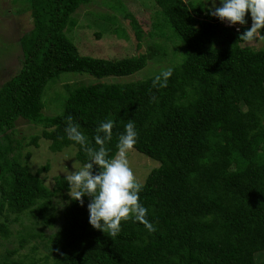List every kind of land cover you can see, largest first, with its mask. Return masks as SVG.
<instances>
[{
    "label": "trees",
    "instance_id": "obj_1",
    "mask_svg": "<svg viewBox=\"0 0 264 264\" xmlns=\"http://www.w3.org/2000/svg\"><path fill=\"white\" fill-rule=\"evenodd\" d=\"M22 1L32 30L19 39V70L0 86V236H10L7 215L15 216L12 222L26 214L36 224H53L47 217L49 202L69 192L65 177H54L49 189L42 178L49 166L32 173L14 153L19 143L14 146L10 132L18 119L41 127L32 145L46 140L53 153L73 146L82 165L88 157L67 139L68 116L95 148L96 129L114 122L112 140L106 143L109 158L125 124L133 120L138 132L134 150L160 163L139 194L156 231L128 221L112 238L90 225L89 197L81 206L65 196L68 202L57 232L48 239V253L29 264H264V49L238 40L251 25L237 32L210 15L201 1L153 0L184 48L167 87L154 88L155 76L66 87L62 112L44 116L43 91L60 74L129 76L158 52L119 60L82 56L64 31L73 27L72 15L86 0ZM126 17L140 39L136 19ZM160 23L153 25L157 35ZM98 171L94 165V174ZM21 228L23 245L38 236L32 228ZM11 254L0 264H26L10 260Z\"/></svg>",
    "mask_w": 264,
    "mask_h": 264
},
{
    "label": "rangeland",
    "instance_id": "obj_2",
    "mask_svg": "<svg viewBox=\"0 0 264 264\" xmlns=\"http://www.w3.org/2000/svg\"><path fill=\"white\" fill-rule=\"evenodd\" d=\"M193 1L203 2L209 11L212 9L213 3L216 7L221 6L220 0H183L187 5ZM157 11L153 0H86L84 3L82 2L72 15L73 27L64 31L80 55L97 59L119 60L148 53L152 51L151 49L158 53L147 60L144 68L129 76H109L97 79L83 73L60 74L58 78L49 81L43 91L42 114L54 116L62 112L63 103L68 96L66 87L73 89L81 85L95 83L139 82L156 76L162 69L173 68L180 63L184 54L183 45L167 28L164 24L166 22ZM157 13L159 18L156 16ZM127 14L136 19L141 30L140 39L135 36L130 19L126 17ZM157 20L161 21V25L157 29L161 36L156 34L153 26ZM246 20L247 24L244 26H250L252 23L250 13L247 14ZM223 24L229 26L226 23ZM32 26L28 6L22 0H0V86L19 70L22 58L19 39L22 35L28 34L32 30ZM232 27L237 29L243 26ZM261 34L264 35V32L261 31ZM137 44L140 48H137ZM248 47L255 50L264 49V41ZM40 133V126L18 119L14 130L10 132V138L14 142V146H16V142L19 143V147L14 153L19 156L23 164L28 166L30 172L33 173L44 165L49 166V171L42 174V178L45 181V186L52 189L54 177L66 178L67 172L75 171L73 164L78 161L73 146L53 153L49 149L50 143L46 140L39 139L37 146L32 145L31 139L39 136ZM26 154H30L29 160H26ZM128 159L130 167L140 183H143L147 175L160 165L158 161L148 158L136 150L129 153ZM81 166L83 165L78 162L77 168ZM68 193L63 192L50 200L47 217L51 216L54 219L51 225L36 224L33 222L34 219L26 214L20 215L18 221L12 222L15 216L6 214L11 220V222H7L10 236L8 239H3L0 236V262L4 260L8 252L12 253L9 257L10 260H22L26 264L33 260L37 261L48 253L47 246L50 244L48 239L59 228L62 210L68 202L65 196L70 198ZM3 220L4 216L0 217V223ZM21 227L32 228V232L38 236L23 245L24 232ZM34 246L37 247L35 251L32 250Z\"/></svg>",
    "mask_w": 264,
    "mask_h": 264
},
{
    "label": "clouds",
    "instance_id": "obj_3",
    "mask_svg": "<svg viewBox=\"0 0 264 264\" xmlns=\"http://www.w3.org/2000/svg\"><path fill=\"white\" fill-rule=\"evenodd\" d=\"M220 5L216 7L213 3L210 15L229 26L246 25V16L250 13L251 27L238 37L239 41L247 46L264 41V35L261 34V30L264 29V0H220ZM236 31L239 32L240 28ZM172 74L171 68L162 69L154 77L152 86L167 87ZM113 128L114 122L111 120L99 125L94 137L98 148H95L90 146L79 125L73 123V117H67L65 128L67 139L80 145L89 161L79 168L76 162L73 164L75 171L67 172L68 194L81 206L84 205L83 197H89L87 209L90 225L112 238L121 233L122 222L128 221L139 222L153 233L156 228L146 218L148 210L139 202L143 184L135 177L128 159L129 153L134 151L138 141L135 123L129 120L125 124L124 132L118 137L117 151L109 158L110 149L106 147V143L112 140ZM94 165L99 168L95 174Z\"/></svg>",
    "mask_w": 264,
    "mask_h": 264
}]
</instances>
